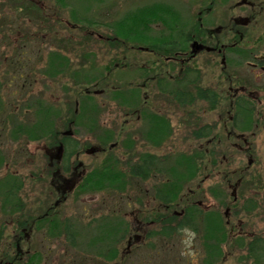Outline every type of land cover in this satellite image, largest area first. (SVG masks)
Here are the masks:
<instances>
[{
    "label": "rangeland",
    "instance_id": "obj_1",
    "mask_svg": "<svg viewBox=\"0 0 264 264\" xmlns=\"http://www.w3.org/2000/svg\"><path fill=\"white\" fill-rule=\"evenodd\" d=\"M31 2L40 10L14 7L9 0H0V179L13 182L14 177L17 185H21L13 192L17 201L25 205L21 208L28 215V209H45L54 202L50 172L58 168L57 193H62V199L50 213L60 224L56 234L45 224L39 229L28 228L23 240L17 243L15 234L21 229L9 219L10 206L1 208V202L11 196L0 187V208L3 209H0V237H4L0 243V264H28L31 255L35 257L33 264H96L100 259L102 264H264L250 257L244 244L241 245V239L244 243L253 236H264V74L255 81V87H248L259 101L255 102L256 110L252 113L260 121L257 125L251 121L247 129L231 126L232 97L226 92L215 108L208 109V103L203 100L182 105L152 83L138 116L139 110L133 113L129 110L142 103L141 95L123 103L109 86L125 88L122 83L127 86L128 80H140L136 77V67L149 64L155 56L131 49L129 45L118 49L114 45V49L102 38L99 40L101 35H112L110 24L123 14L150 3H163L176 10L180 24L186 29H194L198 13L209 30L226 24V28L234 26L244 31L242 47L256 46L257 53L264 54V22L256 19L225 22L222 14L232 7L230 12L248 13L247 7L241 10L235 7L237 0H18L22 6H29ZM259 7L253 6L255 12ZM152 27V34L164 30L161 25ZM52 52L69 60L66 71L61 72L56 60H49ZM114 56H125L122 67L108 74L109 84L92 86L100 72H106L103 67ZM195 60L200 66L201 83L218 90L228 89L222 83L226 74H238L239 78L248 80L261 72L259 69L253 72L246 64L252 61L247 50L228 54L222 63L216 52L200 53ZM77 67L85 78L82 75L71 78ZM77 80L91 89L102 90L89 97L77 96ZM184 85L170 81L164 88L171 90ZM124 90L128 96L129 90ZM74 99L78 104L81 100L93 102V109L85 111L70 134L80 149L103 141L106 132L110 135L105 140L108 147L118 131L122 133L116 146L107 153L97 149L76 152L68 159V170L64 173L59 164L47 157L46 138L50 128L60 132L66 129L64 121L74 110ZM152 113L167 117L170 122L169 134L162 139V144H152L147 137ZM45 119L50 125L43 128L41 122ZM93 123L97 124L94 130ZM205 124L216 135L212 140H207V135L198 138L192 133ZM128 141L137 150L164 156L161 172L144 180L127 178L125 185L119 187L77 192L74 185L79 173L98 165L108 155L126 159L123 150L128 147ZM199 151H206L208 159L203 158V167L196 177L181 181L179 195L186 197L189 189L194 196L188 195V198L205 212L195 219V228L183 227L170 238L162 236L159 231L162 225L153 216L164 215L166 210L154 199L152 186L167 178L169 167L179 166L177 158L181 154L195 155L201 160ZM243 167L242 174H246L240 183L239 171ZM235 184L240 185L236 188V207L229 206L226 210L222 203H231L230 193ZM248 198L252 201L244 204ZM216 221L226 234L219 236L220 241L207 235L210 231L216 233ZM174 222L168 223L175 225ZM12 235L15 241L10 243ZM211 243L215 244L214 248ZM109 252L110 256H105Z\"/></svg>",
    "mask_w": 264,
    "mask_h": 264
},
{
    "label": "trees",
    "instance_id": "obj_2",
    "mask_svg": "<svg viewBox=\"0 0 264 264\" xmlns=\"http://www.w3.org/2000/svg\"><path fill=\"white\" fill-rule=\"evenodd\" d=\"M9 1L14 5V7L36 9V11L40 10V7L37 6L36 3H32L33 1L29 6L20 5L21 3H18V0ZM154 24H156V26H163L164 30H157L154 33L155 35L152 34V26ZM110 28L112 31V35L108 37H103L101 35L99 37L100 39L98 38L100 41L102 38L103 40H105V43H108L110 45V47L114 48L115 45L116 49H118L119 46L125 47V45H129L131 49L136 48L140 51L142 50L145 52H149L155 56V59L150 61L149 64H143V66L139 65L136 67V77L140 78V80H134V82L132 80H128L126 81L127 86L125 85V83H122V85H124L125 88L129 90L128 96L126 95V93L124 94L125 88H121L120 86H116L115 84H111V86H109V89L113 92V95L118 97L120 102L123 103L129 102L130 99L128 98L130 97L133 99L134 97L141 95L140 97L142 98V103L140 102V105H136V107L130 108V112L133 113L136 112V110H139V113L137 115H140L141 106H144L147 102V89L148 87H150V83H152L157 86L160 91L167 92V94L174 96L175 100L182 105L187 106L188 104L194 103L196 100H203L208 103V109L213 107L215 108V105L218 104L221 95L226 92L228 97L235 96L234 100L230 99L234 110V115L229 120L232 127L237 129H247L251 121H253L255 125L259 123V118L253 117L252 113L254 110H256L254 105L255 102L259 101L257 98H254L251 95L252 93L250 95L248 94L247 88L242 80H238V82L234 81L226 77V74V76H224V82L222 83L228 86L227 90H218L212 85L209 86L207 84L201 83L202 74H200V66L198 62L193 59V52L191 50L186 52L187 46L184 43L186 41V37H189L190 39L196 38L194 37L193 29H191V27L190 29H186L183 24H180L177 12L171 6L163 3H150L137 7L134 10L123 14V16H121L119 19L115 20L112 24H110ZM88 31L91 34L93 33L92 30L88 29ZM180 48H184V50L182 49L180 50V52L185 51L186 53L177 54V51ZM174 56L178 58L184 57V65L181 66V64H179L181 67L178 69V72L181 71L187 73L186 78L184 79L186 83L185 85L182 84L184 85V87H176L175 89L172 88L171 90H166V88L164 87L165 85L169 84L171 79H178L180 77V75H177L178 72L174 74V72L172 71L174 68ZM49 57V60H51V62H54L55 60L58 62V64L61 66V72L66 71L67 62H69V60H67L65 56L60 55L56 52H52L51 56ZM124 60L125 56H121L120 58L118 56H114L111 62L104 65L103 68L106 69V72L104 74L100 72L101 75L98 78H95L94 85L92 86H102L103 84H109L106 81L108 74H110L112 70H115L118 67H122V65L124 64ZM91 67H93V65ZM78 75H82L83 78H85L84 73L82 74L81 69H78L77 67L74 69L72 73L73 77L71 78H74ZM64 77H67V75ZM75 83V92L77 96L81 95L89 97L90 95L98 93L102 90V88L91 89L89 86L84 85L83 81L77 80V82ZM180 95L184 98V100L180 99ZM72 101H74V110H72L71 116L65 118L64 124L66 129L60 132L59 130L50 128V130H48L47 132L48 136L46 138L48 140V150L46 153L47 157L50 160H53V162H55L56 164H59V167L64 173L68 170V159H70L71 156L75 155L76 152L80 151L81 149H84L88 152L97 149V151L100 153H107V151L116 146L117 139L121 137L122 133L121 130H119L117 135H115L116 139L112 141V143H110L108 147L105 146V140L108 139L110 135L109 132H106L104 134L105 137H103V141H97V143H94L93 146L86 145L85 147H81L80 149V144L73 137H71L70 134L73 132V127H75L79 123V120L80 118H82L85 111L93 109L91 107V105L93 106V102L92 104H89L88 102L84 103L81 100L78 104L75 99ZM87 107L90 108L87 109ZM149 118L151 125L147 132V137L148 139L153 141L152 144H162V139L167 134H169L170 122L169 120H167V117L165 118L164 116L155 113H152ZM41 123L42 125H44L43 128H46L45 126L48 127L50 125V122H46V119ZM96 127L97 124L94 125L93 123L91 128L94 130ZM44 130L45 129H43L42 131ZM192 133L195 137L198 138L205 137L207 135V140H212L211 138L216 137V135L212 131V127L208 124L199 127L197 130H192ZM123 154L126 157V159L124 160H120L117 157H109L108 155V157H106V159L103 158L98 165L95 164V166L89 168L85 172L79 173L74 185L77 192L82 193L88 190L97 192L106 187H119L123 184L125 185L127 178L132 179L134 177H139L141 178V180H144L153 174H156L158 172L160 173L161 163H163L164 159L166 160L164 156H157V154H155L154 152H144L143 150H137L133 146L132 141H128V147L123 150ZM208 156L209 154L206 151H199V157L202 159H199L198 161L195 155L181 154L179 158H177L179 166L169 167L170 174L167 175V178L160 180L157 185L154 184L152 186L154 191V199L158 200L160 204L164 205L166 210V214L164 215H158L156 217L153 216V219H155L156 221H158L157 223H161L160 225H162L159 229L162 236H167L170 238L174 234V232L178 231V229H181L183 227L195 228V226L193 225L196 224L195 219L200 217L202 212H205L199 207L198 204H196L195 201L188 198V195L190 196V198L194 196V194L189 189L186 193V197H180L179 193L181 189V181L184 180V183L185 181L189 180L190 177H196L201 171L200 168L203 167V165L201 164L203 158H207ZM212 162L215 163L214 160H212ZM243 168L244 169L239 171V175L244 172L245 167ZM57 173L58 168L53 169L50 172V180L52 181L53 187L50 192L53 193L57 198L55 197L52 205L45 207V209L43 207L39 210L28 209V215H26L21 208L25 205L19 202V200L17 201V198H15V192H13V190L15 189L19 190V186L21 185H17V181H15L14 177L12 178L13 182H11V180L9 181L8 179L7 181H3L0 179V187L7 190V196H11L9 197V200H3L1 202V208H4V206L6 205L10 206L8 214V216H10L9 219H12L18 224L17 229H21L17 232V234H15V236L17 237V243H19L25 237L26 229H32V227L39 229L40 227L44 226V224L48 225L47 227H49V231L51 233L56 234V230H58L60 221L57 220V217H52L54 215H52L50 212L51 209H53V206L56 207V205L62 199V193H57V189L59 188V185L57 184V182H59V178L56 175ZM9 174L14 175L13 173ZM244 175L242 174L241 177L239 176L240 178L238 181L240 183L241 181H243ZM239 187H236V184L232 186V191L230 193L232 201L230 204H227L226 202L222 203V205H225L224 208H226V210L230 208L229 206L234 208L236 207L234 205L237 194L236 190ZM12 195L14 196V198ZM225 199L226 198H223V200ZM249 200H251V198L246 199L244 204H249ZM245 209L247 208L245 207ZM2 210L3 209H1V211ZM34 213H36V215ZM208 220L211 222L214 221L212 217H208ZM171 221H176L174 222L175 225H169L170 223L168 222ZM215 224L216 233L210 231V233H208L207 235L211 236V238L217 237L216 239L214 238V240L220 241L219 236L224 237L226 234L221 231V226L217 221L215 222ZM65 227L68 228V226ZM116 229L118 230V228ZM109 230L112 232L111 229ZM202 239L205 240L204 237ZM202 243H204V241H202ZM241 245L245 247L250 257L254 256L256 260H262L264 262V236H253L244 243L241 239ZM211 247L214 248L215 244L212 245L211 243ZM34 258L35 257L31 255L28 258L30 259L28 264H33Z\"/></svg>",
    "mask_w": 264,
    "mask_h": 264
},
{
    "label": "flooded vegetation",
    "instance_id": "obj_3",
    "mask_svg": "<svg viewBox=\"0 0 264 264\" xmlns=\"http://www.w3.org/2000/svg\"><path fill=\"white\" fill-rule=\"evenodd\" d=\"M259 5V10L258 12H255V9H253V6L255 5ZM264 4V0H237V2L235 3V7H237L239 10L242 9V7H247V9H245L247 12H245L244 14H240V13H235V12H230L231 10L234 9V7L230 8V10L226 13L222 14V19L225 20V22L227 21H238V22H247L252 21L254 19L256 20H260L262 22H264V7L262 6ZM256 13V14H255ZM247 14V15H246ZM197 22L194 26L193 29V34L194 37L196 38H192L190 39L189 37H186V41L184 42L185 45L187 46V51L191 50L192 47V43H194V41L198 42L201 47L199 49L198 52H196V54L194 53L193 55V59H196V56H198L200 53L203 52H216V55L220 56V60L222 63L223 59H226V57L228 56V54H237L243 51H246L250 54L252 61H247L246 64L252 69V71L254 72V70H258L261 71L259 74H255L254 73V77H249L248 80H245V78H239L238 74H234L233 76H229L227 75L226 77H228L229 79H232L234 81L238 80H242V82H244L246 88H247V92L250 95L251 94V90L250 88H248L249 86H254L255 87V81L258 79H260V75L264 74V54L263 53H257L258 50L256 48V46H252L249 47L248 49H244V47H242V43H243V34L245 33L244 31L240 32V30H236L233 27L232 28H226V24L221 25L220 27H218V29L212 31L209 30L206 26H204V24H202V22L200 21V17L199 14L197 13V18L196 21ZM261 22V23H262ZM224 27V28H222ZM225 30V31H224ZM184 50V48H182ZM181 48L177 51V54H181V53H186L185 51H181ZM178 57L174 56L173 60H174V65H173V72L174 74L178 72V69L184 65L183 59L184 57H180L178 59H176ZM181 64V66L179 65ZM221 69V68H220ZM186 72H181L179 71L177 75H180V77L178 79H171V82L175 85V84H185L186 81L184 80L186 78ZM179 80V81H176ZM155 86V85H154ZM157 87V86H155ZM175 89V87L173 88ZM253 92H256V88H254ZM254 95V94H253ZM174 98V96H173ZM175 99V98H174ZM180 99L184 100V98L180 95ZM232 99H235V96L232 97ZM176 101V100H175ZM234 110L231 113L232 116L234 115ZM139 116V115H138ZM231 116V117H232ZM230 117V118H231ZM231 132H229V130L227 131L226 136L230 135ZM229 137V136H228ZM2 239H4V237H0V243L2 242ZM15 241V237L12 235L10 236V243ZM105 256H110V252L109 254H105ZM111 261V260H110ZM107 261V262H110ZM96 264H102V260L100 259L99 261H96ZM104 262L106 263V260H104ZM122 263V262H121ZM120 263V264H121Z\"/></svg>",
    "mask_w": 264,
    "mask_h": 264
},
{
    "label": "water",
    "instance_id": "obj_4",
    "mask_svg": "<svg viewBox=\"0 0 264 264\" xmlns=\"http://www.w3.org/2000/svg\"><path fill=\"white\" fill-rule=\"evenodd\" d=\"M199 47H200V44L194 41V43H192V52L193 53L196 52L199 49Z\"/></svg>",
    "mask_w": 264,
    "mask_h": 264
}]
</instances>
